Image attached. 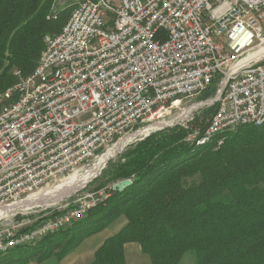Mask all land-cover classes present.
Wrapping results in <instances>:
<instances>
[{"label": "built area", "instance_id": "obj_1", "mask_svg": "<svg viewBox=\"0 0 264 264\" xmlns=\"http://www.w3.org/2000/svg\"><path fill=\"white\" fill-rule=\"evenodd\" d=\"M44 44L46 59L0 97V209L64 183L215 83L202 105L217 108L192 145L264 113V52L253 56L264 49V0H79ZM107 195L51 219L14 209L0 219L10 221L0 252L68 227Z\"/></svg>", "mask_w": 264, "mask_h": 264}, {"label": "trees", "instance_id": "obj_2", "mask_svg": "<svg viewBox=\"0 0 264 264\" xmlns=\"http://www.w3.org/2000/svg\"><path fill=\"white\" fill-rule=\"evenodd\" d=\"M54 2L0 0V97L19 82L16 72L33 73L45 50L44 37L59 34L69 20V10L48 18ZM215 95L216 83L201 99ZM188 134L181 127L166 129L128 147L111 181L130 180V187L111 189L70 227L18 247L50 238L49 251L14 253L0 264L49 262L65 241L56 253L58 262L83 239L121 219L124 227L97 250L91 264H125L128 243L139 244L152 264H264V124L222 135L220 148L216 143L196 148L185 142ZM68 229L75 232L71 239Z\"/></svg>", "mask_w": 264, "mask_h": 264}, {"label": "rangeland", "instance_id": "obj_3", "mask_svg": "<svg viewBox=\"0 0 264 264\" xmlns=\"http://www.w3.org/2000/svg\"><path fill=\"white\" fill-rule=\"evenodd\" d=\"M79 0H55L54 2V5H53V8H52V11L49 15V19H52L54 15H57L59 14L60 12L64 11V10H69L70 12H72L74 6L77 4ZM69 12V14L71 15V13ZM18 77V76H17ZM19 78V77H18ZM20 80V79H19ZM213 98V97H212ZM212 98H209L207 100H203L200 98H198L197 100L193 101L192 103L190 104H186L185 105V108L184 110H188L190 108H195L197 107L194 111H193V115L187 117L186 119H182V115H183V109H181V112L180 113H176L173 115V118L170 119V120H165L164 124L162 126H159L154 128L155 126H153V128L151 130H146L147 131V134L148 136L144 135V136H141V137H138L136 140L134 141H131L125 148H123L114 158H112L105 166V169L97 175L93 181H89L88 183H86L83 187H81V189L79 191H76L74 193H72V195H69L68 197H66L65 199H63V201L55 204L54 206H35V207H32V208H29V210H26V212H28V216L29 217H32L33 219H35V217L37 215H41L42 218H53L54 215L56 213H58L56 216L58 215H61V214H66L67 212H69L74 206H76L78 203L81 204V202H88L89 199L87 198V196L89 194H92L94 195L95 197H99L102 196L103 197H106V194L109 193V191L112 189L113 185H115L117 182H112V174H111V171H113L114 169V166L119 162V159L121 157L122 154H124L126 152V150L128 149V147H130L131 145L141 141V140H144L145 138L149 137L151 134L153 133H157V132H160V131H163V130H166V129H173V128H177V127H181V128H184L186 129L189 134L188 136L186 137L185 139V142L186 143H189L190 145H192L189 141H188V138L193 135L194 133H196L197 131L201 130L203 131V126L206 124L207 125V122L208 120L211 118V116H208L206 114V111L207 109H209L210 107L208 105H203L201 107H199L200 104L202 103H207L208 100H211ZM4 104V102L1 100L0 101V110H1V107L2 105ZM0 116H1V112H0ZM178 117V118H176ZM149 125H146V126H143L141 128H137L136 130H134L132 132V135H129V136H126L127 138L126 139H123L122 141L124 140H128L129 138L134 137L133 135L136 134L137 132L143 130V129H146L148 128ZM144 130V132H146ZM144 132H140V133H144ZM138 133V134H140ZM192 138V137H191ZM122 141H120L119 143H121ZM118 143V144H119ZM195 145V144H194ZM204 147V146H203ZM112 149V148H111ZM96 162H93L91 163V165L89 166V168H91ZM89 168H86L84 169L83 171H81L80 173H77L75 175H81L83 174L86 170H88ZM74 176V175H73ZM72 177V176H71ZM68 181V179L62 183V184H56L55 186H52L50 189H47L45 191H50L56 187H59V186H62L63 184H65L66 182ZM88 184V185H87ZM87 185V186H86ZM86 186V187H85ZM45 191H43L42 193H44ZM40 194V193H39ZM38 195V194H37ZM36 196V195H35ZM108 196V195H107ZM34 197V196H33ZM32 198V197H31ZM108 198V197H107ZM78 200H81V202H78ZM96 206V205H95ZM61 209V210H60ZM92 209V208H91ZM90 211V210H89ZM87 211V212H89ZM36 212H39V213H36ZM87 214V213H86ZM84 217V216H83ZM83 217H81L80 219H82ZM1 218H4V216L0 213V219ZM7 218V217H6ZM42 218L40 220H42ZM20 219V217H19ZM78 219V220H80ZM122 220L125 222V219H121L116 225H117V230H119L122 226L124 227L123 225V222ZM118 224L120 225L121 224V227L118 226ZM5 227V223H0V230L3 229ZM70 227V226H68ZM122 227V228H123ZM121 228V229H122ZM70 230V229H68ZM67 230V231H68ZM103 231V230H102ZM57 234V233H56ZM69 236H68V239H71L72 236H74L75 232H72L71 230L68 232ZM53 235V234H52ZM52 238V237H51ZM90 238V237H88ZM88 238L86 239H83L82 242L80 243V245L85 241L87 240ZM55 239V238H54ZM50 241V238L44 240L43 242L41 243H38V244H35L33 246H30V247H24V248H17L12 252V254L9 255V257H11V255H13L14 253L15 254H22V255H25V254H32L33 251L38 248V247H43V251H46V245L48 244V242ZM63 245H61L60 249L56 251V253H59L63 247H64V244H65V241L62 243ZM79 245V246H80ZM78 246V247H79ZM49 251V250H47ZM54 253V256L55 257H52V259H50L49 262L52 261V263H56L55 259L58 258V255ZM9 254V253H8ZM4 255V254H3ZM1 255V256H3ZM7 255V254H6ZM5 256V255H4ZM7 259L6 257H0V260H5ZM5 263H9V261H5ZM12 263V259L10 260V264ZM187 264H190V261H186ZM13 264V263H12Z\"/></svg>", "mask_w": 264, "mask_h": 264}, {"label": "bare ground", "instance_id": "obj_4", "mask_svg": "<svg viewBox=\"0 0 264 264\" xmlns=\"http://www.w3.org/2000/svg\"><path fill=\"white\" fill-rule=\"evenodd\" d=\"M263 52H264V49L260 50L259 52H257L253 56L257 57L260 54H262ZM41 59H46V51L43 52ZM240 73H248V66H240ZM201 106H203V105L202 104L199 105V107H201ZM196 108L197 107L190 108V109L184 111L183 115L181 116L182 119H186L187 117L192 115L193 111ZM176 118H178V117H176ZM0 119H1V116H0ZM263 124H264V113L262 114V116H259V125H256V126H261ZM162 125H160V126H162ZM248 125H252V118L241 119V126H239V128L243 127V126H248ZM154 126H155L154 128L158 127V125H154ZM152 128H153V126L146 128L144 130L145 131L151 130ZM144 130L137 132L136 134L133 135L134 137L131 136V138H129L128 140H124L121 143L114 146L109 152H107L104 156H102L97 163H95L91 168L86 170L83 174L74 175V176L70 177L68 179V181L65 184H63L62 186L56 187L50 191H45L44 193H40L38 195L36 194V196L34 195V197L32 196V198H30L28 201H26V204L23 203V204L16 206V207L1 208L0 213L4 216V218H6L9 216L10 213H12L14 211V209H21L23 211H26V210H29V208H32L35 206H54L55 204L63 201V199H65L69 195H72V193L79 191L81 189V187H83L91 179L94 180L96 178L95 176H97L102 171V169H104L105 165L112 158H114L123 148H125L131 141H134L138 137L146 135L147 131L144 132ZM233 131H235V130H233ZM233 131L221 130L220 132H215L214 134L210 135L209 138H207L203 141H198V143H196L194 146L196 148H199V147L207 146V145L212 144V143H216V145L220 144V143L225 141V139H224V137H222V135H224L226 133L233 132ZM140 132H144V133H140ZM138 133H140V134H138ZM86 213H87V211L80 213V218L85 216ZM64 228H66V227H64ZM62 229L63 228H60V230H62ZM60 230L52 231L49 234L58 232ZM49 234L44 235V237L48 236ZM44 237H42V238H44ZM36 242L37 241L31 242V243H19V244H17L16 247L7 248L6 251L0 252V256L3 254L6 255L10 251H12L18 247L26 246L29 244H34Z\"/></svg>", "mask_w": 264, "mask_h": 264}, {"label": "crops", "instance_id": "obj_5", "mask_svg": "<svg viewBox=\"0 0 264 264\" xmlns=\"http://www.w3.org/2000/svg\"><path fill=\"white\" fill-rule=\"evenodd\" d=\"M122 222L124 225L125 222L123 220ZM118 226L121 227V224L120 225L118 224ZM121 228L117 230V225H114L111 228H107L91 236L90 238L85 240L79 247H77L73 252L69 253L65 258H63L62 260L56 263L31 262L29 264H91L95 260V254L97 250L100 249L109 238H111L116 233H118L121 230ZM10 254H12L11 251L9 252V254L0 257L8 258ZM124 254L126 258L125 264H152L150 256L146 255L143 252L139 244L136 243L126 244L124 247Z\"/></svg>", "mask_w": 264, "mask_h": 264}, {"label": "water", "instance_id": "obj_6", "mask_svg": "<svg viewBox=\"0 0 264 264\" xmlns=\"http://www.w3.org/2000/svg\"><path fill=\"white\" fill-rule=\"evenodd\" d=\"M106 167V166H105ZM105 167H104V169H105ZM103 169V170H104ZM101 174V173H100ZM99 174V175H100ZM98 177V176H97ZM96 177V178H97ZM93 181V180H92ZM88 185V184H87ZM86 185V186H87ZM132 185V181H130V180H123V181H120V182H117L115 185H113V190L114 191H117V192H123L124 190H126L128 187H130ZM85 186V187H86ZM10 224V221L9 220H7L6 221V223H5V225H9Z\"/></svg>", "mask_w": 264, "mask_h": 264}]
</instances>
